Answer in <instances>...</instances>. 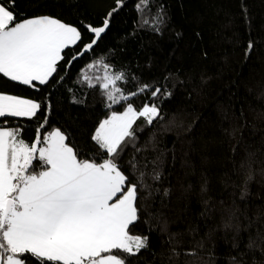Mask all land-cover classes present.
<instances>
[{
	"label": "trees",
	"instance_id": "trees-1",
	"mask_svg": "<svg viewBox=\"0 0 264 264\" xmlns=\"http://www.w3.org/2000/svg\"><path fill=\"white\" fill-rule=\"evenodd\" d=\"M155 2L163 4L168 17L159 32L139 24L137 0H125L110 18L115 0H16L18 19L52 15L77 26H101L109 18V28L92 51L68 66L67 61L93 38L82 28L84 40L65 50L58 74L47 85H38V90L0 74V91L49 105L47 112L41 111L33 119L8 118V123L17 122L28 143L38 134L59 128L79 147L83 158L100 162L105 152L92 136L111 111H123L124 105L109 109L99 88L90 89L83 82L81 70L93 74L96 70L86 66L104 58L115 69L137 78L124 85L129 90H135L138 82H164L167 77L172 95L157 101L164 119L145 127L141 118L137 125L144 128L138 133L139 143L154 134L157 148L165 154L160 186L172 192L163 206L159 196L150 201L148 212L153 216L163 213L168 232H162L152 217L142 216L131 234L148 236L149 247L129 257L130 264H234L233 258L240 264H264V253L247 248L249 235L264 227V0ZM74 99L82 102L74 103ZM150 99V93H145L131 102L139 108ZM45 115L47 123L38 133ZM233 129H237L234 136ZM249 152L255 153V162L247 194L241 199L247 174L236 169ZM131 155L128 149L123 160ZM184 161L191 167L182 166ZM204 178L207 193L201 191ZM205 200L215 208L201 215ZM225 208L239 209L238 219L232 221L239 224V233L224 227ZM169 233L180 234L178 257L172 256ZM197 241L203 245L197 249L198 255H184Z\"/></svg>",
	"mask_w": 264,
	"mask_h": 264
},
{
	"label": "snow or ice",
	"instance_id": "snow-or-ice-1",
	"mask_svg": "<svg viewBox=\"0 0 264 264\" xmlns=\"http://www.w3.org/2000/svg\"><path fill=\"white\" fill-rule=\"evenodd\" d=\"M115 2L109 18L125 0ZM15 7L16 0H0V74L37 90L38 85H47L58 74L65 50L84 40L82 28L92 33L93 38L67 61L68 66L92 51L109 28V18L101 26H77L52 15L18 19ZM135 7L141 17L139 24L154 32H159L168 19L163 4L157 5L155 0H137ZM252 47L249 43L248 49ZM86 67L96 70L93 74L81 70L86 86L99 88L109 109L124 105L123 111H111L92 136L105 152L100 162L83 158L79 147L59 128L26 142L22 127L15 121L9 124L8 118L33 119L41 111L47 112L49 105L0 91V264H130L129 257L149 247L148 236L131 234L142 216L152 217L162 232H168L163 213L153 216L148 212L150 201L159 196L163 206L172 192L171 188L160 186L165 154L157 148L154 134L139 143L138 133L144 128L137 125L141 118L145 127L164 119L165 113L157 101L172 95L166 83L168 78L157 83L138 82L135 90H129L124 85L137 78L115 69L104 58ZM145 93H150V101L137 108L132 99ZM46 123L47 115L38 126V133ZM236 131L233 129V136ZM128 149L132 155L124 161ZM232 150L235 152V147ZM149 152L156 155L150 157ZM254 156L255 153L249 152L236 169L247 174L241 199L252 179ZM172 159L175 163V155ZM184 165L191 167L188 161ZM208 190L204 178L201 191ZM205 205L201 215H208L215 208L210 200H205ZM238 210L223 209L227 217L224 227L234 228L237 233L239 224L232 221L238 219ZM248 227H253L251 221ZM178 236L168 234L172 256L176 257L181 255L177 249L182 240ZM236 246L234 243L233 247ZM201 247L202 242L197 241L194 248L184 250L183 254L197 256ZM247 248L264 253V227L257 228L254 236L249 235ZM233 261L240 264L235 258Z\"/></svg>",
	"mask_w": 264,
	"mask_h": 264
}]
</instances>
